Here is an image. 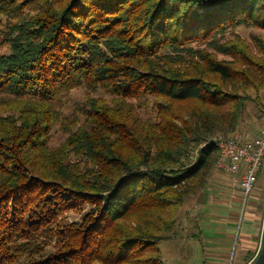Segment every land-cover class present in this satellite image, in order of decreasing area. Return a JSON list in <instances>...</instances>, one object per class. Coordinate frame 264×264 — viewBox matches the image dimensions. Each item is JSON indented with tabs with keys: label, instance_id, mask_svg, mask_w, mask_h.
Here are the masks:
<instances>
[{
	"label": "trees",
	"instance_id": "1",
	"mask_svg": "<svg viewBox=\"0 0 264 264\" xmlns=\"http://www.w3.org/2000/svg\"><path fill=\"white\" fill-rule=\"evenodd\" d=\"M241 27L264 0H0V264H165L215 138L261 131L237 132L264 105V36Z\"/></svg>",
	"mask_w": 264,
	"mask_h": 264
},
{
	"label": "rangeland",
	"instance_id": "2",
	"mask_svg": "<svg viewBox=\"0 0 264 264\" xmlns=\"http://www.w3.org/2000/svg\"><path fill=\"white\" fill-rule=\"evenodd\" d=\"M238 31L248 41L250 40V35L254 32L262 33L264 36V30L257 28L241 27ZM3 51H6L5 47L0 46V52ZM261 95L264 101V91L261 92ZM85 97L84 88L78 87L73 90L71 94V103L64 107L65 114H70L74 103L82 102ZM260 103L258 105L254 102L248 104L246 114L237 132L251 137V135L256 136L258 132L264 128V105ZM52 133L51 141L54 144L61 143L66 137L64 129L60 127H56ZM214 173H216L215 168L213 174ZM262 173H264V164L257 174V181L250 197L246 201L244 212H242L243 199L240 197L239 223L237 221L234 222V220L226 222L225 219H220L224 218L223 216L227 214L225 211L218 212L216 216H212L211 214H209V216H204L203 212L200 213V204L198 203H201L203 195H205L203 194L204 191L195 196L188 197L184 205L178 209L176 232H174V236L163 240L159 244L162 252V259H164L165 264H234V260L239 253L242 252L241 248L238 249L239 238L245 234V224H249V221H243H245L246 217L251 221L255 219L254 216L256 211L254 208L249 207L250 202L253 203L255 207L260 205L258 210L263 213L262 217L264 218V191L260 188V184L264 179ZM220 174L224 173L220 172ZM226 178L227 181L231 182L228 174H226ZM254 193L258 195L255 199L253 196ZM87 208L88 206H85L81 211L66 210L64 213L66 221L80 220ZM231 221H233V224ZM240 221L241 223L243 222L241 225ZM229 234L232 235L230 239H228ZM242 255L243 258L246 254L243 253Z\"/></svg>",
	"mask_w": 264,
	"mask_h": 264
},
{
	"label": "crops",
	"instance_id": "3",
	"mask_svg": "<svg viewBox=\"0 0 264 264\" xmlns=\"http://www.w3.org/2000/svg\"><path fill=\"white\" fill-rule=\"evenodd\" d=\"M264 178V173H262ZM231 180V179H230ZM263 183V184H262ZM260 188L264 191V179L262 180L260 184ZM203 198L201 200L200 207V213L203 212L204 216L211 214L212 216H216L218 212H227L224 218L226 222L229 220H234L239 223L240 218V201H241V192L240 188L237 186H234L232 182L227 181L226 174H220V172H217L213 174L212 178L210 179L209 185L207 186L206 190L203 192ZM211 194V195H209ZM259 206L255 207L253 203L250 202L249 207L255 208L256 214L254 216V221L249 220V218L246 217L245 221H249V224H245V234L244 236L239 238V246L238 249H242V252L247 254L251 251H257L258 248V242L260 241L262 226H263V220L262 215L263 213L259 211ZM261 221H260V219ZM242 222V223H243ZM233 224V221H231ZM240 221V225L242 224ZM230 239L231 234L228 235ZM226 249V248H225ZM242 252L239 253L237 258L234 260V264H249L250 261L244 262L242 258ZM213 253V252H212Z\"/></svg>",
	"mask_w": 264,
	"mask_h": 264
},
{
	"label": "built area",
	"instance_id": "4",
	"mask_svg": "<svg viewBox=\"0 0 264 264\" xmlns=\"http://www.w3.org/2000/svg\"><path fill=\"white\" fill-rule=\"evenodd\" d=\"M215 141L219 147L215 170L228 174L232 184L240 188L244 212L246 201L257 181V174L264 164V128L257 137L243 141L238 135H218Z\"/></svg>",
	"mask_w": 264,
	"mask_h": 264
},
{
	"label": "water",
	"instance_id": "5",
	"mask_svg": "<svg viewBox=\"0 0 264 264\" xmlns=\"http://www.w3.org/2000/svg\"><path fill=\"white\" fill-rule=\"evenodd\" d=\"M250 264H264V218L259 245Z\"/></svg>",
	"mask_w": 264,
	"mask_h": 264
}]
</instances>
